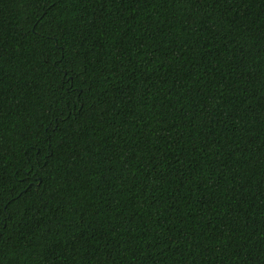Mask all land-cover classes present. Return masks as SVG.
I'll use <instances>...</instances> for the list:
<instances>
[{"label": "trees", "instance_id": "obj_1", "mask_svg": "<svg viewBox=\"0 0 264 264\" xmlns=\"http://www.w3.org/2000/svg\"><path fill=\"white\" fill-rule=\"evenodd\" d=\"M0 264H264V0H0Z\"/></svg>", "mask_w": 264, "mask_h": 264}]
</instances>
